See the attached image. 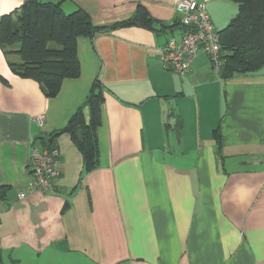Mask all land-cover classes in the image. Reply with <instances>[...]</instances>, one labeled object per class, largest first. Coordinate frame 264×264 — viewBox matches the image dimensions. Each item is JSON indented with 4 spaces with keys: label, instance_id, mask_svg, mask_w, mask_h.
Segmentation results:
<instances>
[{
    "label": "crops",
    "instance_id": "obj_1",
    "mask_svg": "<svg viewBox=\"0 0 264 264\" xmlns=\"http://www.w3.org/2000/svg\"><path fill=\"white\" fill-rule=\"evenodd\" d=\"M24 1L0 0V16ZM43 1L81 8L96 25L137 6L158 31L181 17L176 0ZM197 1L216 31L237 13L232 0ZM181 33L130 26L78 37L80 74L52 98L14 74L0 48V264H264V66L222 79L198 52L186 73L165 69L160 48ZM95 77L98 166L85 172L62 133L53 190L28 189L31 144L66 124Z\"/></svg>",
    "mask_w": 264,
    "mask_h": 264
},
{
    "label": "trees",
    "instance_id": "obj_2",
    "mask_svg": "<svg viewBox=\"0 0 264 264\" xmlns=\"http://www.w3.org/2000/svg\"><path fill=\"white\" fill-rule=\"evenodd\" d=\"M232 1L237 4V13L217 31L222 79L254 73L264 66V0ZM159 25L158 31L157 22L142 6H137L129 18L108 26L94 24L90 15L81 8L65 13L59 2L25 0L18 8L0 16V48L14 74L35 80L43 95L52 98L59 92L64 79L76 78L80 74L78 37L92 38L110 29L130 26L156 32L175 27H180L182 32L185 30L180 21L169 27L162 23ZM11 55L17 59L12 60ZM0 80L4 79L0 76ZM103 99V85L95 77L83 102L66 124L41 136L37 145L53 146L56 137L69 133L82 156L84 171L95 169L99 164L97 129L101 124ZM213 135L219 145L217 128Z\"/></svg>",
    "mask_w": 264,
    "mask_h": 264
},
{
    "label": "built area",
    "instance_id": "obj_3",
    "mask_svg": "<svg viewBox=\"0 0 264 264\" xmlns=\"http://www.w3.org/2000/svg\"><path fill=\"white\" fill-rule=\"evenodd\" d=\"M176 8L181 13L180 23L185 30L177 38H170L160 48L161 66L173 72L184 74L188 71L192 58L205 53L212 67L219 71L222 63L217 31L210 20L205 4L197 0H176ZM42 125L43 114L32 118ZM28 167L30 180L28 189L50 192L60 174V150L58 146L40 147L32 143L29 148ZM25 191L19 192L24 197Z\"/></svg>",
    "mask_w": 264,
    "mask_h": 264
}]
</instances>
